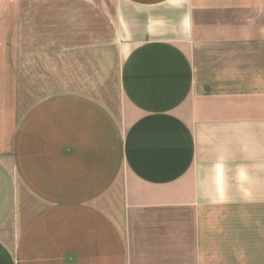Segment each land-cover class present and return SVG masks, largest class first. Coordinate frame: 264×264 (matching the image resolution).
I'll use <instances>...</instances> for the list:
<instances>
[{
	"label": "crops",
	"instance_id": "crops-1",
	"mask_svg": "<svg viewBox=\"0 0 264 264\" xmlns=\"http://www.w3.org/2000/svg\"><path fill=\"white\" fill-rule=\"evenodd\" d=\"M103 1L0 0V264H264V0Z\"/></svg>",
	"mask_w": 264,
	"mask_h": 264
},
{
	"label": "rangeland",
	"instance_id": "rangeland-1",
	"mask_svg": "<svg viewBox=\"0 0 264 264\" xmlns=\"http://www.w3.org/2000/svg\"><path fill=\"white\" fill-rule=\"evenodd\" d=\"M98 3V9H97V30H98V34L100 36V40H103L104 38L108 37L111 33V31L109 30V24L104 16L105 12L104 10H102L100 8V6L102 5V3L104 2L103 0H96ZM109 4L111 3L110 0H106ZM101 2V3H100ZM112 3L114 4V1H112ZM104 97H116L117 96V91H115L114 88H110V90H108V92L103 94Z\"/></svg>",
	"mask_w": 264,
	"mask_h": 264
}]
</instances>
